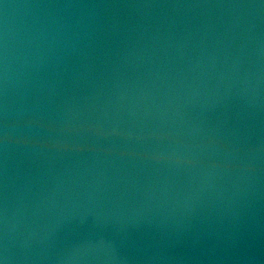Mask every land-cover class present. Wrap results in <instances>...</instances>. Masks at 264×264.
Masks as SVG:
<instances>
[{
    "label": "water",
    "instance_id": "95a60500",
    "mask_svg": "<svg viewBox=\"0 0 264 264\" xmlns=\"http://www.w3.org/2000/svg\"><path fill=\"white\" fill-rule=\"evenodd\" d=\"M0 264H264V0H0Z\"/></svg>",
    "mask_w": 264,
    "mask_h": 264
}]
</instances>
